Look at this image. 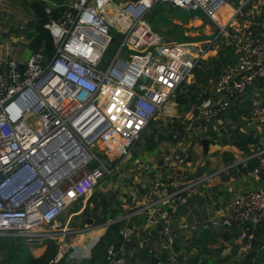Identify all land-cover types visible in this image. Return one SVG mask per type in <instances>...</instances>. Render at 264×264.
Wrapping results in <instances>:
<instances>
[{
  "label": "built area",
  "instance_id": "obj_1",
  "mask_svg": "<svg viewBox=\"0 0 264 264\" xmlns=\"http://www.w3.org/2000/svg\"><path fill=\"white\" fill-rule=\"evenodd\" d=\"M144 1L122 0L116 9L131 21H140L152 4L160 2L201 12L216 24L219 34L227 35L232 28L229 44L236 62L221 69L211 94L194 103L187 116L211 123L220 120L225 112L237 113L240 104L250 97L249 111L239 114L241 131L253 125L255 132L264 136V18L257 32H242L234 20L237 15L243 16L248 2L225 19L226 0ZM111 3L112 0H69L52 4L45 11L50 14L56 8V15L43 25L52 38V54L33 51L24 64L0 57V236L32 241L61 235L50 263L63 257L62 238L75 231L64 228L53 235L35 228L54 223L67 207L86 198L102 177L118 170V163L113 166L106 161H120L125 148L139 140L171 96L185 84L184 79L197 62L187 57L182 46L161 50L148 46L121 58L118 53L127 43L126 35L115 57L100 67L107 45L114 40L106 18ZM143 22L140 21L147 27ZM247 24L251 22L244 20L243 28ZM162 52H168L169 59L178 56L181 62L162 61ZM31 111L37 118L36 129L25 121ZM74 149L82 155V162L70 167ZM107 150L105 160L97 155ZM181 154L175 155L178 164L189 157L186 150ZM56 157L59 160L52 163ZM246 162L251 164L250 174L258 179L264 172V147L252 149ZM61 168L63 171L55 175ZM209 177L204 175L201 180L180 186L174 179L164 181L158 169L144 194L139 199L134 195L135 206L107 221L106 226L120 222L121 238L118 249L112 245L107 248L108 264H124L125 245L145 235L165 238L172 253L176 234L168 227L170 217L184 202L183 194ZM224 209L222 216L207 218L198 228L220 232L234 228L237 239L233 248L239 253L250 252L253 230L264 214V191L241 193L227 201ZM137 217L142 218L141 222H135ZM180 228L189 227L182 224ZM168 260L178 264L174 254Z\"/></svg>",
  "mask_w": 264,
  "mask_h": 264
},
{
  "label": "crops",
  "instance_id": "obj_2",
  "mask_svg": "<svg viewBox=\"0 0 264 264\" xmlns=\"http://www.w3.org/2000/svg\"><path fill=\"white\" fill-rule=\"evenodd\" d=\"M50 1L52 4H64L61 0ZM0 11L4 12L1 14L3 20L0 19V57L14 58L20 64H24L30 54L34 51L30 48L31 38H26L35 33V28L33 26V21H35L34 13L28 4L22 0H9L7 4H5V8L0 9ZM11 24L19 25V28H26L27 25H30L27 27L29 28V31H27V33L24 31L22 32L19 28L13 30L10 28L12 26ZM19 42L22 44L21 48L19 46H15V48L11 46L12 43L17 44ZM27 46H30L29 49ZM190 104L191 103H189V105ZM171 105L173 117L175 116L174 114L178 112L180 106L176 102L170 103V106ZM187 113L188 112H186L184 117H186L189 123L187 128L184 129L183 127L182 131L183 134H186L187 138L190 139L192 134H194V129L189 128L195 123L204 124L202 130L199 129L200 132L204 131L213 134L211 138L210 136L205 135V137L202 136L199 139L201 146L202 138L208 137L209 145L207 153L204 154L202 146L200 147V152L203 154L202 157L206 160L198 166L192 161L185 162L189 159V156L184 161L185 163H182L186 166L183 167L182 164H178L175 155L180 156L182 155L181 153L183 150H186V147H183L181 142L183 141L184 136L180 138L179 136L181 135H179L178 137L181 141H178L173 148L169 147L167 152H163L159 149L160 162L156 163L153 161V158L157 156V149H149L148 143L155 142L153 140H156L159 137L158 135L156 136V133L162 129L158 128L161 125L158 119L162 120L163 117L158 114L141 135L140 138L143 137L144 141L139 144L136 141L132 144L129 150L122 153L120 161L118 162L119 172L123 170H125L124 172H131L133 170L137 171L133 178L132 187H127L128 183L122 179L124 175L123 172L120 174L122 178L118 179L119 183L117 182L112 185L113 183L109 179V182H107L105 186H102L99 183L95 192L93 189L86 198H83L86 200V203L83 206H80L81 209L77 212H71L68 214L69 216L67 219L62 220L61 224L59 223L60 227L58 228V231H61V229L67 228V226L71 224L74 217L81 214L87 218V216L82 214V211L85 207L88 209L90 215L88 217L92 219L93 226L87 227L88 232L86 233H80L69 237L71 244L80 242L82 236L85 234L92 235V233L100 232L99 238H101L106 233L108 226H106L105 223L97 224L95 222L97 219L104 218V215L106 214L105 211L97 205L100 206L106 203L107 209H117L113 204H110L112 195H110L109 192L120 190L122 194H127L131 189L133 192L131 200L134 195L139 199L140 196L138 197V193L145 192L146 187L149 185L155 172L158 169H162L164 181L174 179L176 184L180 186L196 180H201L204 175H211V177L205 179L197 189L194 188L191 192H185V194H183L184 202L177 207L170 217L168 227L172 233L176 234L171 245L173 252L171 253L168 242L165 238H162L158 234H154L153 236L145 235L142 239L133 241L134 243L131 251L134 253L133 255H135L134 264H144L152 256H155L157 259V262L155 263L159 262V264H162L164 262L163 257H166L168 264H174L171 260H168L172 254H174L176 263L178 262L179 264H187L190 259L195 257L196 260L193 264H214L222 259L224 260L221 264H253L255 262L264 264V248L262 249L260 247L261 249H256L258 247L257 245L262 244L261 242L264 241V214L260 223L253 230V249L250 252L239 253L236 250L234 252L232 251L237 239V233L234 228L227 229L225 231L227 234L226 236L224 232L217 230L202 231L198 228V225L205 219L222 216L225 212V204L233 197L248 191H264V172L259 175L258 179H255L249 171L251 164L246 162V158L249 156L252 149L264 147V136L260 133L257 134L255 131L247 132L245 130V133L247 134H257V136H254V139H256L255 144L248 145V152L230 144L222 145L221 141L223 139H228L234 134L239 135V133L241 134L243 132L241 131L240 121H238L239 123L237 125H233V129H229L223 124L224 122L229 123L228 126L233 124L232 121L234 120V117L229 114V111L221 114L220 120L211 123L192 120L187 116ZM229 116H231V118H229ZM175 138H177V136H175ZM190 144L191 142L189 141L186 146H189ZM153 145L156 144L153 143ZM252 145L254 146L253 148L251 147ZM193 149L196 150V147ZM177 152H180V154ZM171 157H173L176 162L172 161ZM175 166L177 167L175 168ZM170 171L171 173L169 174ZM130 194L131 192L128 195L130 196ZM96 195H98V197L95 201L90 200ZM129 198L130 197H128V199ZM125 199H127V197H125ZM124 203L125 202L123 201L121 204ZM106 217V222L111 220L110 212L107 213ZM141 220V217L136 218V222H141ZM182 224H187L189 228L186 230L181 229L180 227ZM54 238L55 239H52L53 241L60 239L61 235ZM7 239H10V237L1 238V240ZM14 239H18V243L23 242L21 245H17V247L14 245L15 248H13V250H15V252H21L22 250L29 251L34 257H38L46 248L45 242L32 245V241H28L22 237H14ZM143 249L144 251H142ZM9 250L10 249L3 251L1 255L4 257L7 256ZM217 258H219V260H217ZM150 263L153 264L151 261Z\"/></svg>",
  "mask_w": 264,
  "mask_h": 264
},
{
  "label": "rangeland",
  "instance_id": "obj_3",
  "mask_svg": "<svg viewBox=\"0 0 264 264\" xmlns=\"http://www.w3.org/2000/svg\"><path fill=\"white\" fill-rule=\"evenodd\" d=\"M9 0H0V9L5 8V4H7ZM23 2L27 3L29 5L30 2L34 0H22ZM43 1L45 4H47L49 7H52V3L50 0H40ZM63 3H68L69 0H61ZM122 0H112V3L107 8V14L106 18L110 24V30L109 34L114 39L110 44L107 45L103 58L102 63L100 65H108L110 61L115 57L117 54L119 48L121 47L122 40L126 35L127 37V43L123 45L118 53V56L121 58H128L130 54L136 53L138 51H141L145 49L146 47L150 46L152 48H157L156 50H161V48L164 47H183L185 51L187 50V57L195 59L197 61L198 59H202L207 62L206 66L203 67L205 70L201 76H197L194 74V70L188 74V76L184 79L185 84L188 87L190 85H194L195 89H199V93H205L207 95L211 94L214 80L212 76L215 73H218L219 70H207L208 66L214 67L219 64L221 61L224 52H226V48L232 47L231 44H229L230 41V33L231 29L229 28L228 34H219L220 30L216 26L215 23H212L209 19H207L201 12H193V11H187L183 8L174 7L172 5L166 4V3H160L156 2L151 5L149 9H147L144 14L141 16L140 21H144L147 25L143 27V25L140 23V21H131L130 19L126 18L125 13L123 11H120L121 9H116V6H118L121 3ZM227 2V8L224 12V18L228 19L230 15H234L236 11L244 8L245 2L247 3V6L243 10L242 14L243 16L237 15L235 17L234 22L238 24L240 31L244 32V30H250L257 32L258 28L261 27L262 18H264V0H226ZM10 6V5H9ZM110 10H114L113 15L109 14ZM4 13L0 11V19L3 20L1 17V14ZM248 14V15H247ZM19 16V15H16ZM221 14L219 15V17ZM14 17V16H13ZM240 17V18H238ZM26 18V17H25ZM238 18V20H237ZM246 20L247 22H251L250 24H247L245 28H243V21ZM143 22V23H144ZM255 23V25H254ZM11 29H18L19 25L11 24ZM30 25H27L26 28H19V30H22V32L29 31V28H27ZM242 27V28H241ZM250 27V29H249ZM147 28V29H146ZM261 29V28H260ZM17 31V30H16ZM28 36V34H27ZM31 38V36L26 37ZM216 41H214V39ZM20 42L17 44L12 43V47L15 48V46H19L21 48ZM228 45V46H227ZM28 49L30 46H27ZM31 48V47H30ZM160 59L165 62H169V60L174 61V63H180L178 56H171L169 59V53L168 52H162L160 54ZM170 63V62H169ZM226 66L221 67L224 68ZM220 69V68H219ZM220 69V71H221ZM207 78L208 80H206ZM187 87V88H188ZM180 94L181 91L179 90L174 93L173 96H171L170 100L167 102L165 107L163 108L162 112L159 113V116L163 117L162 120L158 119V121L161 123V125L158 128H162L160 131L156 133V136L159 137L156 140H153L155 142H150L149 149H157V156L153 158V161L156 163L160 162L159 155L160 150L163 152H167L168 148H173L181 137H183L182 146L186 147L187 153L189 154V159L185 162L192 161L196 163V165H200V163H203L204 159L202 156L203 154L200 152V137H205V135L212 137L213 134L206 133L204 131L200 132L202 128L204 127V124H193L190 126L189 129H194V134H192V137L189 139L187 138L186 134H183V127L184 129L188 126V120L184 115L186 112H189L191 107L187 110L184 106H180L177 113H173L175 116L172 117V105L170 106V103L176 102L178 105V101L180 100ZM196 95V94H194ZM262 97H264V93L261 94ZM200 99V97H198ZM264 99V98H263ZM251 107V98L248 97L246 100L240 104V107L237 112L241 114L247 113ZM169 114V116H168ZM171 114V115H170ZM239 115V116H240ZM241 117V116H240ZM239 117V119H240ZM231 118V116H229ZM233 119V118H232ZM238 117L235 116L234 120L232 121L233 124L231 126H228L229 123H223L227 126L229 129H233V125H237L239 122ZM25 121L27 123H30L35 129L37 126V118L33 111H31L25 118ZM230 121V120H229ZM231 123V122H230ZM181 126V127H179ZM218 127V126H217ZM37 131V130H36ZM37 133H39L37 131ZM181 135V136H179ZM229 135V134H228ZM254 136H257V134H254ZM155 136V137H156ZM177 136V138H175ZM180 138H179V137ZM214 137V136H213ZM153 138V137H152ZM208 138V137H207ZM150 139V138H149ZM219 139V138H218ZM144 141V138H140L137 142L142 143ZM152 141V140H151ZM189 141L191 144L189 146H186ZM155 143L156 145H153ZM196 147V150L193 148ZM160 149V150H159ZM125 150H129V148H125ZM119 151V150H118ZM156 153V152H155ZM99 157L104 158L108 157V150L103 153H97ZM172 161L176 162V160L171 157ZM113 163V166L118 163L119 161L115 160H107L106 163ZM184 162V163H185ZM107 163V164H108ZM92 165L94 162L91 163ZM177 165V163H176ZM91 166V165H89ZM182 166H186L182 164ZM181 166V167H182ZM134 167V166H133ZM177 166H175L176 168ZM64 169H67L64 167ZM119 172V163H118V170L114 172L113 174L106 175L102 177L96 186L94 187V192L97 189L98 184L100 183L102 186L106 185L109 180L112 181V185L116 184L118 182L119 178L121 177V173L123 172V178L126 183H128L127 187H132L133 178L136 175L135 170L131 172ZM162 171V169H161ZM171 171L169 172V174ZM119 183V182H118ZM135 187V185H134ZM199 185L195 186V189H197ZM112 189V188H111ZM110 189V191H111ZM116 191V192H115ZM115 192V193H114ZM109 192L110 195H112V198L110 199V204H113V206L117 207L118 213L120 214L116 218L120 217L122 214H124L126 211L130 210V207L135 206V202L131 200L132 197V190L130 189V196L127 194L120 192V190H114ZM114 194V195H113ZM138 197L143 195L144 192L138 193ZM109 195V196H110ZM98 197V195L94 196V198L90 199L92 201H95V199ZM127 197V199H125ZM128 197H130L128 199ZM99 199V198H98ZM125 202L124 204H121L122 202ZM86 203L85 199H80L77 202L71 204L69 207L63 211V213L60 215V217L54 222L50 224H45L42 226H38V228H35V230L38 231H45L47 233H52L53 235L56 234V230L60 227V224L62 220L67 219L71 212H77L81 209L80 206H83ZM82 211V210H81ZM111 218V219H116ZM91 222H88L87 219L82 216L81 214L79 216H76L71 221V224L67 228L73 229L75 233L67 234L66 236H63L62 238V245L65 248L64 249V255L65 259L68 260V264H108L107 261V252L105 254V258L96 260L97 258H100L103 256L97 251V254L94 256V253L97 249H103V244L100 245L101 241L99 238L100 232L92 233V235H83L80 242H75L74 244L70 242L69 237L73 235H77L80 233H86L88 231H85L87 227L93 226ZM60 223V224H59ZM96 223V222H95ZM107 223L106 221L104 222ZM108 231V230H107ZM2 237L7 236H0V259L4 258L2 254L3 251L7 249L15 248L19 244L18 239H14V237H10V239L7 240H1ZM47 240H52L51 237L41 239L36 238L32 240V245L35 243H41L46 242ZM53 241V240H52ZM56 241V242H55ZM56 245V248L58 247V240L53 241ZM116 243H111V245L115 248ZM61 243V242H59ZM15 245V246H14ZM25 245V244H24ZM130 244H128L129 246ZM26 246V245H25ZM119 247V246H118ZM224 248V247H223ZM127 250V249H126ZM37 252V251H36ZM126 256V260L124 264H129L131 262V258L128 252H124ZM94 261V262H93ZM135 262V260H133ZM155 264V263H153Z\"/></svg>",
  "mask_w": 264,
  "mask_h": 264
},
{
  "label": "trees",
  "instance_id": "obj_4",
  "mask_svg": "<svg viewBox=\"0 0 264 264\" xmlns=\"http://www.w3.org/2000/svg\"><path fill=\"white\" fill-rule=\"evenodd\" d=\"M28 6L31 8V10L33 11L34 16H35V21H33L35 33L31 36L30 46L34 51H42L45 55L50 56L52 54V51H53L52 38H51L49 31L46 28H44L43 25H44V23H46L48 21L50 16L56 15L57 9L52 8L50 14L46 13L45 9L49 6L40 0H34V1L30 2ZM225 50H226V52H224L223 57L217 66H214L211 68L208 66V69H207L208 71L209 70H219V71H217L218 73H215L212 76V78L215 80H216L217 76L219 75L221 67L227 66V65H230V64H233L236 62V60H235L236 58L234 55L233 48L228 47ZM206 64H207L206 61L202 60L201 58L198 59L196 62V65L194 67V74H196L197 76H201L202 73L206 70V69L203 70L204 69L203 67H205ZM205 79L208 80L207 78H205ZM187 87H188L187 85L183 84L182 87L180 89H178V92H179V90L181 91L180 98H179L180 100L178 101V103H179V106H181V107L184 106V104H185V106H186L185 108L188 110L194 103L200 102L201 99H203L204 97H206L208 95L205 93H202V92L199 93L200 90L195 89L194 85H190V87H188V88ZM194 94H196V95H194ZM198 97H200V99H198ZM189 103H191V104L189 105ZM229 114L231 116H233L234 118L236 116L239 119V114H240L239 112L233 113V112L229 111ZM255 142H256V139H254V135L252 133L247 134L245 132H242L241 134L239 133V135L234 134V135L230 136V138H228V139H223L221 141V144L222 145L230 144V145L236 146L237 148H239L241 150L248 152V150H249L248 145L249 144H255ZM97 206L101 207L102 210H104L106 213L104 215V218L97 219V221H96L97 224L98 223H104L106 221V219H107L106 216H107L108 212H110L111 218H113V217L116 218L117 216L120 215L118 213V210L107 209L106 203H104L100 206L99 205H97ZM82 212H83L82 214L87 216V218H90V217H88L90 215H89L88 209H86V207L83 209ZM135 222H136V218H135ZM119 226H120L119 221L108 226V231H106V233L100 238V241H101L100 245L103 244V249H101V246H100V249H97L94 253V256H95L97 254V251H99V253L101 255L103 254V256L100 258H97L94 261L105 258L104 256L106 254V250L111 245V243H116L115 241H117L115 248H118V246L121 243V238L119 237V234H118ZM224 234H225V236L227 235L226 232H224ZM232 236H234V235H232ZM133 241H135V240H130L125 245V248H124V252H128L130 255V258H131V262H129V264L135 263V262H133V260H135V255H133L134 253H132V251H131L132 245L134 243ZM263 242H261V243H263ZM45 243H46V248H45L44 252L38 257H34L29 251L22 250L21 252L20 251L15 252V250H13V248H12L7 252V256H5L3 259H0V264H68V260L65 259V255H63V257L61 259H59L58 261L50 263L51 259H53L57 253V248H56L55 243L52 240H47ZM128 244H130V245L128 246ZM257 246L258 247L256 249L259 250V248L261 247V244H259ZM142 251H144V249ZM232 251L234 252L235 249H233ZM151 258L152 257H150L148 259V261L145 262L144 264H151L150 263ZM195 260H196V257L190 259V261H188L187 264H193V262ZM223 260L224 259H222L219 262H216L214 264H221ZM163 261L164 262L162 264H168V261H166V257H163ZM155 264H157V263H155ZM253 264H259V263L255 262Z\"/></svg>",
  "mask_w": 264,
  "mask_h": 264
},
{
  "label": "bare ground",
  "instance_id": "obj_5",
  "mask_svg": "<svg viewBox=\"0 0 264 264\" xmlns=\"http://www.w3.org/2000/svg\"><path fill=\"white\" fill-rule=\"evenodd\" d=\"M144 2H148V0H145ZM113 13H114V10H110V11H109V14H110V15H113ZM51 146H52V144L49 145V146H47V148H46L45 150H49V149L51 148ZM68 149L70 150L71 148H68ZM60 151H62L61 153H62V154L65 156V158H66V157H67V153H66L65 149L62 148V149H60ZM73 154H74V158H72V159L69 161L68 165H69L70 167H77V166L82 162V155H80V154H76V150H75V149L73 150ZM61 156H62V155H61ZM59 157H60V156H59ZM58 160H59V158L56 157V158H54V159L52 160V163H54V162H56V161H58ZM68 165H67V166H68ZM60 171L62 172V171H63V168H61L60 170H58V171L55 173V175L59 174ZM36 228H38V227H36Z\"/></svg>",
  "mask_w": 264,
  "mask_h": 264
},
{
  "label": "water",
  "instance_id": "obj_6",
  "mask_svg": "<svg viewBox=\"0 0 264 264\" xmlns=\"http://www.w3.org/2000/svg\"><path fill=\"white\" fill-rule=\"evenodd\" d=\"M245 130L247 132H254L255 131V128H254L253 125H250V126H247L245 128ZM208 145H209V140L207 138H202V140H201V146H202V151H203L204 154H206L207 151H208ZM101 149L104 150L105 149V146L103 145L101 147ZM177 153L180 154V152H177ZM86 219H87L88 222H91L92 221L90 218H86ZM217 260H219V258H217ZM151 262L152 263H155V262H157V259L154 256H152Z\"/></svg>",
  "mask_w": 264,
  "mask_h": 264
}]
</instances>
